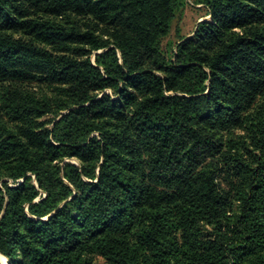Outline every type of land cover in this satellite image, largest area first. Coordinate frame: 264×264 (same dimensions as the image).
I'll list each match as a JSON object with an SVG mask.
<instances>
[{"label": "trees", "instance_id": "16d2710c", "mask_svg": "<svg viewBox=\"0 0 264 264\" xmlns=\"http://www.w3.org/2000/svg\"><path fill=\"white\" fill-rule=\"evenodd\" d=\"M196 4L209 21L168 59L185 0H0L11 264H264V0Z\"/></svg>", "mask_w": 264, "mask_h": 264}, {"label": "rangeland", "instance_id": "374dc122", "mask_svg": "<svg viewBox=\"0 0 264 264\" xmlns=\"http://www.w3.org/2000/svg\"><path fill=\"white\" fill-rule=\"evenodd\" d=\"M207 16V9L205 7L202 8V6L196 4V0H185V5L184 8L179 12L177 15L176 19L174 20L172 27H171V32L168 37L162 40L161 42V50L164 53V55L170 59L174 53L177 51V45L183 40V39H189V38H194L197 32V27L199 23H201L202 20L204 21H209V17ZM203 22V21H202ZM101 53H92L88 56L82 57V59H87L88 57L94 61L96 54ZM1 86V85H0ZM31 88V87H30ZM39 88V87H38ZM33 89V88H32ZM39 95V97L43 98L45 96L48 97V101H51V107H57L56 102L58 100H55V94L58 93L57 90L54 88L48 89H34ZM115 89H107L106 93L108 94H114ZM69 110H63L61 112H58V116L55 114L51 113L48 114L47 116L39 119L37 123L39 125L43 126V130L46 131H51L53 128V123L60 121L65 115H67ZM235 136H246L245 131L243 130H237L234 132ZM95 136L98 137V134H95ZM252 149V147H250ZM81 160L78 159V157H73V158H65L62 162H55L56 167L63 169L65 166L68 167V165H73L74 167L79 168L81 166ZM61 180L66 184L70 185L63 177V173L60 175ZM82 178V176H81ZM82 180V179H81ZM84 180V181H83ZM82 182H89L86 179H83ZM5 182L8 183V186L14 187L15 184L8 179H4ZM79 181V179H78ZM20 183L23 182V179L19 180ZM32 182L37 185L36 179L32 178ZM81 182V181H79ZM1 184V183H0ZM72 190H74L76 193H74L73 197L76 196L77 191L74 187L70 186ZM81 188V186H79ZM43 198L47 196L46 192H42ZM73 197H71L68 201H70ZM75 220H78V216L74 215ZM94 262L96 264H105L104 258L100 254H94ZM6 260H8L6 258ZM0 264L1 261H0ZM11 264V263H10Z\"/></svg>", "mask_w": 264, "mask_h": 264}, {"label": "bare ground", "instance_id": "6f19581e", "mask_svg": "<svg viewBox=\"0 0 264 264\" xmlns=\"http://www.w3.org/2000/svg\"><path fill=\"white\" fill-rule=\"evenodd\" d=\"M0 261L2 264H10L9 260H6V258L0 254Z\"/></svg>", "mask_w": 264, "mask_h": 264}, {"label": "water", "instance_id": "95a60500", "mask_svg": "<svg viewBox=\"0 0 264 264\" xmlns=\"http://www.w3.org/2000/svg\"><path fill=\"white\" fill-rule=\"evenodd\" d=\"M202 21H204V20H202ZM202 21H201V22H202Z\"/></svg>", "mask_w": 264, "mask_h": 264}]
</instances>
